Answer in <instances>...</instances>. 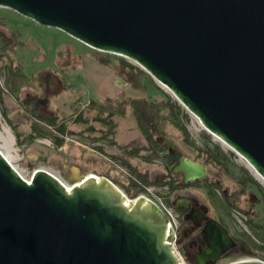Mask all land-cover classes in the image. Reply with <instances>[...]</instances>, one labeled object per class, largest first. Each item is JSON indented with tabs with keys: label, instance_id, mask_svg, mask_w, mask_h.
Listing matches in <instances>:
<instances>
[{
	"label": "water",
	"instance_id": "obj_1",
	"mask_svg": "<svg viewBox=\"0 0 264 264\" xmlns=\"http://www.w3.org/2000/svg\"><path fill=\"white\" fill-rule=\"evenodd\" d=\"M0 7L133 61L264 179V0H0ZM172 171L186 182L208 174L186 157ZM70 185L45 169L24 179L0 151V264H184L154 203L130 200L106 177ZM203 234L208 246L196 264H216L237 245L214 219Z\"/></svg>",
	"mask_w": 264,
	"mask_h": 264
},
{
	"label": "rangeland",
	"instance_id": "obj_2",
	"mask_svg": "<svg viewBox=\"0 0 264 264\" xmlns=\"http://www.w3.org/2000/svg\"><path fill=\"white\" fill-rule=\"evenodd\" d=\"M0 16L4 18L0 19V30L7 31L12 38L21 34L20 41L26 43L23 47L16 46L10 53L0 48V146L4 149L6 145L10 147L16 157L14 165L26 179L29 180L36 170L45 168L69 185L70 179L75 177H110L130 200L142 192L135 183L141 187H165L144 183L129 166L114 158L115 155L129 158L132 166L143 173L149 172L153 179L164 177L168 171L165 150L157 156L153 150L147 149H141L137 155L127 153L124 148L127 145L133 150L137 147L146 148L148 144L131 108L128 107L125 114H120L111 107L129 98L159 102L166 100L165 95H168L179 106L180 111L175 110L174 113L186 127L188 135L174 123L171 109L167 108L161 127L164 136L182 157L201 164L207 163L208 167V176L202 181L201 187L185 193L204 206L210 217L221 220L235 238L245 239L252 245L251 254L225 258L219 261L220 264L243 259L264 261V251L253 244L261 245L264 233V199L258 188L260 186L264 190V183L254 175L248 167L249 163L241 155L216 139L171 91L133 61L126 58L121 60L123 57L95 50L60 29L40 25L12 9L0 7ZM65 49L70 50L72 68L67 76L60 73L62 80L55 86L56 95L52 96L49 109L46 110L48 115L57 117L58 126H66V133L62 134L48 122L35 121L23 109L21 100L41 95L42 92L29 78L20 82L15 71L19 65L24 67L28 76L47 68L57 69L56 58ZM122 61L139 67L150 76L145 89L135 88L120 73ZM34 123L41 130V135H37L33 129ZM56 138L63 139V145L58 146ZM217 151L222 152L221 156L217 155ZM209 152L217 157V161H207ZM249 177L257 185L249 184L247 190L256 194L259 201L246 213L229 204L225 190L233 192L241 189ZM217 181L221 182V187L216 185ZM209 184H213L212 187ZM250 193L243 195L241 200L247 201ZM185 262L188 264L186 259Z\"/></svg>",
	"mask_w": 264,
	"mask_h": 264
},
{
	"label": "trees",
	"instance_id": "obj_3",
	"mask_svg": "<svg viewBox=\"0 0 264 264\" xmlns=\"http://www.w3.org/2000/svg\"><path fill=\"white\" fill-rule=\"evenodd\" d=\"M3 17L0 16V19ZM4 19V18H3ZM7 24V23H6ZM8 26V24H7ZM21 34L17 36L16 38H12V36L9 35V33L6 31L0 30V48L2 50H5L10 53L16 46H25L26 43L23 41H20ZM69 49L62 50L58 53V56L56 58V68L57 69H43L41 71H37L31 76H28L26 72L24 71V67L22 65L18 66V69H16V76L19 78L20 82H24L25 78H29L32 81H34L37 86L41 90V95H35L32 97H25L23 100H21V105L23 106V109L26 110V113H28L35 121H41V122H48L51 126H56L58 131L62 134L66 133V126L61 125L58 126L57 124V117L48 115L46 110L49 109V105L51 102L52 96L56 95L55 86L60 84L62 78L60 73H63L67 76L69 69H71L72 64L69 57ZM7 53V54H8ZM121 60H125L122 58ZM61 61V62H60ZM120 73H122L128 81L134 86L135 88H146V82L148 79H150V76L147 75L142 69L139 67H135L129 63H126L125 61H122L119 65ZM65 76V77H66ZM153 82V79H151ZM0 94L2 92L0 91ZM166 96V100L163 101H155V100H149L146 98H129L125 101L120 102L117 106L113 107L112 102L110 99H108V103H110L111 108L120 114H125V111L128 107L131 108L138 127L144 136L148 146L145 148L137 147L136 149H129V145L124 147L127 150V153L129 155H137L142 150H153L154 155H158L161 151H167L165 157L167 158L168 165H167V173L168 175L163 178H157L153 179L149 172H141L138 170L137 167L132 166V164L129 161V158L127 157H118L114 156L115 159H117L119 162L129 166L134 173H136L140 180H142L144 183L151 185V184H161L166 185L168 183H171L173 181L180 180L177 174L173 173L172 167L178 163L179 158L182 157L179 151L176 153H171L172 149L164 144V141L167 140V138L164 136L162 132V121L164 120V110L169 108L171 109L172 116L174 117L173 121L174 123L182 130V132L185 135H188L186 127L181 124L180 121H178L177 115L174 113L175 110L180 111L179 106L176 103H173L168 95ZM1 98V95H0ZM55 115V114H54ZM33 129L37 131V135H41L42 132L40 129H38L37 124H33ZM34 136L32 135L31 138ZM56 144L58 146L63 145V139L56 138ZM217 155L221 156L222 152L217 151ZM217 157H214V154L209 152L207 153V161L208 162H215L217 161ZM207 166L206 164H203ZM208 176V174H207ZM206 176V177H207ZM168 177H173V181H171ZM206 177L204 179H206ZM257 185V182L253 178H248L246 181H244L241 189L233 191L230 195L225 194L226 199L230 202L229 204L232 206L234 205L233 202L235 200H241V197L243 195H246L247 192H251L250 195H254L256 198L254 200V204L256 205L259 201V198L256 194L252 193V191H248V185ZM136 187H138L139 190H143V187L139 186L138 184H134ZM209 184V187H212ZM259 189H261V192L263 193V199H264V190L258 186ZM246 213H249V209L242 208ZM262 244L257 245L256 243H253L255 247L261 249L264 251V233L261 236ZM252 253V245L249 244V242L245 239H238L237 240V248L236 250L229 255L227 258L232 256H239V255H245V254H251ZM217 264H220L218 262Z\"/></svg>",
	"mask_w": 264,
	"mask_h": 264
},
{
	"label": "flooded vegetation",
	"instance_id": "obj_4",
	"mask_svg": "<svg viewBox=\"0 0 264 264\" xmlns=\"http://www.w3.org/2000/svg\"><path fill=\"white\" fill-rule=\"evenodd\" d=\"M177 151V149H172L171 153L173 154ZM167 175L168 173H166L165 176ZM177 176L180 180H177L176 182L172 180L174 179L173 177H168L173 182L165 185V197L167 203L179 215L180 231L178 235L177 246L188 264H196L197 256L202 253V245L204 247L208 246L203 234L204 226L208 220H212L213 218L210 217L208 210L204 206H202L196 199L185 193L193 188H200L204 179L186 182L183 174L177 173ZM219 184H221V182L217 181L216 185L218 186ZM231 193L232 192L228 189L225 190V194L230 195ZM251 199L252 195L249 196L247 201L235 200L233 202V206L239 207L241 209L243 207L245 209H249L254 204V201L251 202ZM202 211L205 213V218L201 217ZM218 222L228 229L232 238L237 242L238 238H235L231 234L229 228L221 220ZM236 248L237 245L235 248L228 250L221 256L220 260L227 258L236 250ZM206 264L212 263L207 262Z\"/></svg>",
	"mask_w": 264,
	"mask_h": 264
},
{
	"label": "built area",
	"instance_id": "obj_5",
	"mask_svg": "<svg viewBox=\"0 0 264 264\" xmlns=\"http://www.w3.org/2000/svg\"><path fill=\"white\" fill-rule=\"evenodd\" d=\"M125 173V171H124ZM97 179H101V176L98 175H94ZM108 179L111 180L110 177H106ZM31 179V178H30ZM29 179V180H30ZM28 180V179H27ZM112 181V180H111ZM165 191L166 188L165 187H160L157 188L154 185L151 186H144L143 190L141 193H139L137 195V197L135 199L132 200H136L138 199L140 196L144 197L147 201H151L152 203H154L156 206H158L167 216L168 221H169V226L171 228L170 230V234L173 238L171 244L173 249L175 250L176 254L178 255V257L181 259V261L184 264H187L185 262V259L182 255V253L180 252L178 246H177V240H178V235H179V231H180V220H179V215L174 211V209L167 203L166 201V197H165ZM168 226V227H169Z\"/></svg>",
	"mask_w": 264,
	"mask_h": 264
},
{
	"label": "bare ground",
	"instance_id": "obj_6",
	"mask_svg": "<svg viewBox=\"0 0 264 264\" xmlns=\"http://www.w3.org/2000/svg\"><path fill=\"white\" fill-rule=\"evenodd\" d=\"M161 84V83H160ZM164 88H166L168 91H170L165 85H163V84H161ZM198 119V121H199V123L203 126V124H202V122L200 121V119L199 118H197ZM205 128V127H204ZM206 129V128H205ZM207 130V129H206ZM210 132V131H209ZM212 135H214L215 136V138L216 139H218L220 142H222L225 146H227V147H229L230 149H232L230 146H228L221 138H219L218 136H216L215 134H213L212 132H210ZM0 151L3 153V155L7 158V160L12 164V166L16 169V171L24 178V179H26L25 178V176L21 173V171L17 168V166L16 165H14V159L16 158L11 152H12V150L10 149V147L8 146V145H6L5 146V149L4 148H2L1 146H0ZM248 167L250 168V170L254 173V175L258 178V179H260L263 183H264V179L262 178V176L260 175V174H258L255 170H254V168L250 165V164H248ZM45 170H46V168H45ZM47 171H49V172H51V173H53L52 171H50V170H47ZM55 176H57V177H59L57 174H55V173H53ZM60 178V177H59ZM61 180V179H60ZM62 181V180H61ZM63 182V181H62ZM63 183H65V182H63ZM65 185L68 187V188H70L71 189V185H69V184H67V183H65Z\"/></svg>",
	"mask_w": 264,
	"mask_h": 264
}]
</instances>
